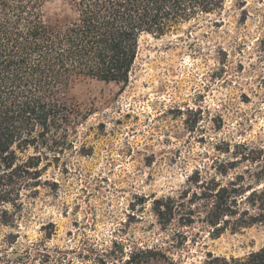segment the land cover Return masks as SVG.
Instances as JSON below:
<instances>
[{"label":"rangeland","instance_id":"1","mask_svg":"<svg viewBox=\"0 0 264 264\" xmlns=\"http://www.w3.org/2000/svg\"><path fill=\"white\" fill-rule=\"evenodd\" d=\"M44 15L55 28L74 17L63 0L47 1ZM60 98L83 114L73 147L51 156L38 197L20 211L7 206L14 225L0 213V264H119L147 250L165 256L154 264H204L207 253L264 247V224L217 238L202 222L162 229L153 212L196 173L264 188V0H231L163 37L144 36L127 85L78 78Z\"/></svg>","mask_w":264,"mask_h":264},{"label":"trees","instance_id":"2","mask_svg":"<svg viewBox=\"0 0 264 264\" xmlns=\"http://www.w3.org/2000/svg\"><path fill=\"white\" fill-rule=\"evenodd\" d=\"M47 1L0 0V213L6 226L16 223V211L7 206L20 211L25 198L38 197L49 183L43 178L51 156L73 147L71 129L83 114L61 100V91L78 78L127 85L142 37H163L222 12L231 0H63L74 17L61 28L46 22ZM188 184L178 196L153 202L162 229L176 219L186 226L202 222L219 238L229 227L264 224V188L205 182L199 173ZM165 259L147 250L119 264ZM95 264L115 263L100 257ZM204 264H264V247L244 257L207 253Z\"/></svg>","mask_w":264,"mask_h":264}]
</instances>
